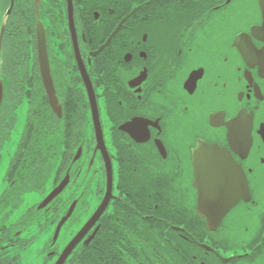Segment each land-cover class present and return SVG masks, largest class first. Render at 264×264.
<instances>
[{
	"label": "flooded vegetation",
	"instance_id": "flooded-vegetation-1",
	"mask_svg": "<svg viewBox=\"0 0 264 264\" xmlns=\"http://www.w3.org/2000/svg\"><path fill=\"white\" fill-rule=\"evenodd\" d=\"M218 3L0 0V264H264V5ZM199 141L254 205L200 214Z\"/></svg>",
	"mask_w": 264,
	"mask_h": 264
},
{
	"label": "water",
	"instance_id": "water-1",
	"mask_svg": "<svg viewBox=\"0 0 264 264\" xmlns=\"http://www.w3.org/2000/svg\"><path fill=\"white\" fill-rule=\"evenodd\" d=\"M39 47L42 50L43 45H42V41H41V36L39 38ZM46 54V52H45ZM233 125V124H231ZM230 132H232L233 134V127L230 126ZM230 134V137L232 138L233 135ZM232 141V140H231ZM238 142L245 144L246 145V149H244L246 152L249 151L250 149V145H251V137L249 134H246L245 132L240 134L238 137ZM238 151V150H236ZM194 156H193V161H194V165H195V175H196V180L194 181V185L197 184H203L205 186V180H203V165L204 164H209L212 166V164H210V162L207 161V159L209 158L210 161L211 159L213 160V166L216 167L218 170H220V173H216L213 172V175H218L215 179V181H212V183H223L226 184L227 183V179L225 178V176L227 175H232L233 176H238L237 173V167L235 165V160L234 158L230 155V153L226 150V149H222L219 148L217 145L215 144H208L205 143L204 141H199L198 145L196 147V149H194ZM239 152V151H238ZM231 168L234 169V171L231 172H227V169ZM225 168V169H224ZM216 170V169H213ZM240 179H236L235 180H240V183H244V179L242 177V175H240ZM239 178V177H238ZM234 181L232 179V181L230 182V184H233ZM198 189V192H200V189ZM227 188L223 185L220 190H216L217 193H213L211 192H207L206 197H201L200 195H198V209L200 214L204 213V209L206 210L207 206H210V201L212 199L215 198V196H217L218 199V204L217 207L220 211V213L222 214V210L226 212L227 209H229V205L232 203V200L235 199L236 195L233 193V190L230 189L229 191H226ZM57 194V189L49 196V197H53L54 195ZM49 200V198L47 199V201ZM216 207V208H217ZM207 213H211L213 217H216L219 214H216L217 212H215V214H213V212L208 211ZM207 213H204L207 215ZM210 216V215H208ZM211 217V216H210Z\"/></svg>",
	"mask_w": 264,
	"mask_h": 264
},
{
	"label": "snow or ice",
	"instance_id": "snow-or-ice-1",
	"mask_svg": "<svg viewBox=\"0 0 264 264\" xmlns=\"http://www.w3.org/2000/svg\"><path fill=\"white\" fill-rule=\"evenodd\" d=\"M258 2L259 4L264 5V3H262V0H258ZM231 3L232 0H219V3L217 5H213V10L218 11L220 7H225L227 4H231ZM127 129L128 132L131 133V136L135 138L137 141H145L149 136L145 122L140 120L132 119L131 123L127 125ZM129 146L131 147V145ZM166 156L167 153L165 152V157ZM249 171H251V169H249ZM195 186L200 189L198 195H200L201 197H206L207 192L205 190V186L203 184H197ZM241 196H243V198L246 201H249L250 204L252 205L256 203V201L252 198L251 189L246 186L244 191L236 195L235 199L232 200V203L229 205V207L234 206Z\"/></svg>",
	"mask_w": 264,
	"mask_h": 264
}]
</instances>
